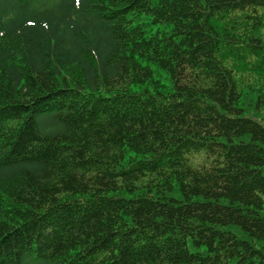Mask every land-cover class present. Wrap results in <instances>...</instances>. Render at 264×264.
Listing matches in <instances>:
<instances>
[{
	"label": "trees",
	"instance_id": "1",
	"mask_svg": "<svg viewBox=\"0 0 264 264\" xmlns=\"http://www.w3.org/2000/svg\"><path fill=\"white\" fill-rule=\"evenodd\" d=\"M263 28L264 0H0V264H264Z\"/></svg>",
	"mask_w": 264,
	"mask_h": 264
},
{
	"label": "rangeland",
	"instance_id": "2",
	"mask_svg": "<svg viewBox=\"0 0 264 264\" xmlns=\"http://www.w3.org/2000/svg\"><path fill=\"white\" fill-rule=\"evenodd\" d=\"M262 32L264 35V28H263ZM159 75H160L161 79H163L165 82L168 83V77H167L165 72L159 71ZM241 76L243 78L244 74L243 75L241 74ZM245 81H246V77H245ZM257 82H258V85H255L254 82H250V81L244 82L245 84H243V85H244L245 90L247 92L245 104H246V106H249V110H250L248 112L249 115L255 116L259 120H262L264 122V103L261 102L262 106L257 110L253 108L254 106L256 107L257 104H259V102L257 103L258 96H259V94H263V91H264V83L260 82L259 80ZM252 86H256L259 88L252 87ZM263 198H264V194H263ZM256 243L260 246H264L260 242H256Z\"/></svg>",
	"mask_w": 264,
	"mask_h": 264
}]
</instances>
